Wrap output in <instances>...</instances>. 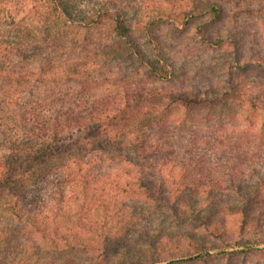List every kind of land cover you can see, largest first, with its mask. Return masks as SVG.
Segmentation results:
<instances>
[{
  "label": "trees",
  "instance_id": "obj_1",
  "mask_svg": "<svg viewBox=\"0 0 264 264\" xmlns=\"http://www.w3.org/2000/svg\"><path fill=\"white\" fill-rule=\"evenodd\" d=\"M163 27L225 53L222 89H186ZM255 29L264 0H0V264H104L154 215L184 229L121 264L264 251V167L219 137L264 109L236 74L264 71Z\"/></svg>",
  "mask_w": 264,
  "mask_h": 264
},
{
  "label": "rangeland",
  "instance_id": "obj_2",
  "mask_svg": "<svg viewBox=\"0 0 264 264\" xmlns=\"http://www.w3.org/2000/svg\"><path fill=\"white\" fill-rule=\"evenodd\" d=\"M254 25L255 21L250 22L248 25L249 30H252ZM162 30L160 38H162V42L164 43V50H166L168 55L172 57L173 62L177 64L180 80L185 81L184 85H186V89H189L192 92L201 93L223 88L225 81L229 77L226 75L229 61L224 59L225 57H223V55H225V53L210 50L206 45L190 40L189 36H191L193 30H185L174 34L171 30L167 29V27H163ZM255 31L259 33L258 36L255 37V40L251 41V39L247 38L245 45L242 46L241 63L243 65H246L245 62L250 60L254 53L264 55V40L262 38L259 39L262 30L255 29ZM253 42L255 43L251 45ZM232 59L234 58L232 57ZM236 74L241 77V82L245 88L251 89L256 93L260 92L261 98L264 100V71H256L252 68L245 67L242 68L240 73L237 72ZM252 117L253 119L251 123H248L242 119L243 115H241V117L236 120L235 125L237 128L232 130H222V135L219 137L222 138L223 146H225L224 148H231V150L235 149L237 151L236 153H239V156L243 159H247L249 164L253 162V164H257L256 166L262 170L264 167V164H262V160H264V109L259 110V112ZM213 131L214 129H211V133L208 132L205 134L204 140L208 143L212 142V144H216L214 141L218 142V140H215L214 134L212 136ZM212 147L213 145H208L204 151L207 154H213L212 160H216L218 155H216L214 151H209ZM246 171H250V169L248 168ZM260 198L261 200L257 202V205L264 206V192ZM229 220L228 226L225 227L227 230L230 228L229 225L232 226V224H234L232 219ZM146 226H154L155 228L161 227L164 231H173L174 233L184 229V226L179 227L169 221V219L158 218L156 215L148 218V220L136 222L131 227L132 231L128 232L129 238L126 239V244L123 242L116 251L114 250L113 252L108 253L104 264H121L123 263V260L128 258L129 254L137 257L141 254L147 253L146 244L133 240L131 243L128 242L129 239L131 240L134 238V233ZM253 235L255 234L251 232L250 235H247L245 238L249 239ZM136 237H138L137 233ZM256 246L251 247H263L262 245ZM234 248L238 249L230 250L233 249L230 248L227 250L230 252L240 250V247ZM77 261L82 262V264L89 262L86 261L85 256L83 258H77ZM159 264L167 263L162 262ZM187 264H264V251L259 252L251 250L244 253L213 256Z\"/></svg>",
  "mask_w": 264,
  "mask_h": 264
},
{
  "label": "water",
  "instance_id": "obj_3",
  "mask_svg": "<svg viewBox=\"0 0 264 264\" xmlns=\"http://www.w3.org/2000/svg\"><path fill=\"white\" fill-rule=\"evenodd\" d=\"M251 246H242V247H240V249H243V248H250ZM256 247H258V246H256ZM235 249H238V248H233V249H230V250H235Z\"/></svg>",
  "mask_w": 264,
  "mask_h": 264
}]
</instances>
